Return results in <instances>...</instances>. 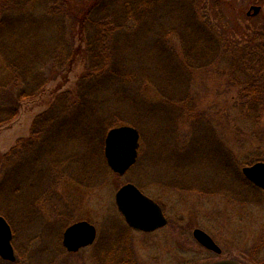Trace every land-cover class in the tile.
Listing matches in <instances>:
<instances>
[{"label": "rangeland", "instance_id": "obj_1", "mask_svg": "<svg viewBox=\"0 0 264 264\" xmlns=\"http://www.w3.org/2000/svg\"><path fill=\"white\" fill-rule=\"evenodd\" d=\"M90 1L67 0L64 7L61 0L62 14L47 9L45 0H30L26 7L27 12L45 13L47 19L37 32L50 41L48 58L68 55V48L62 49L63 32L70 35L75 58L71 65L68 61L65 65L63 58L53 61L44 70L48 78L45 87L18 101L15 118L0 125V182L3 155L18 139L30 136L37 115L46 111L60 93L75 91L85 80L89 64L86 44L80 28L74 35L67 33L63 21L72 24L80 6ZM151 1L141 20V0L108 3L109 10L120 15L130 9L129 22L115 21L114 44L123 74L112 82L99 78L96 84L97 97L105 101L103 158L106 161L104 146L109 129L105 128L115 121L116 126L129 124L140 130L136 164L124 175L108 166L111 173L101 170L95 183L80 184L70 173L61 176L59 163L52 161L50 166L43 158L35 170L46 169L39 172L31 167V172L27 171L34 190L28 188L29 181L26 187L21 185L26 189L17 202L13 193L0 194V215L12 226L18 259L0 258L1 264H98L97 250L105 239L107 245L109 242L102 253L105 264L116 242L122 251L125 240L134 252V264H199L222 258L264 264V189L242 172L245 165L264 158V113L244 102L240 82L234 78L238 65L221 38L224 35L243 42L239 29L252 33L254 25L264 23V10L247 14L252 5H263L264 0ZM8 7L12 17L25 15L22 4ZM11 29V37L21 41L22 31L28 34L34 30L28 23L15 24ZM199 40V49L204 51L212 44L213 54L208 56L211 63L207 65L197 62L195 53L190 52V46ZM184 60L195 64L188 65ZM6 67L0 49V69ZM262 86L264 89V82ZM79 139L70 138L64 145L75 159L83 160L84 154L90 157L92 153L90 164L96 165L101 159L97 158V143ZM70 154L64 155L69 164L63 167L75 169L83 162H71ZM56 156L53 158L58 159ZM127 182L137 184L163 207L169 219L166 226L144 232L127 224L115 200L116 191ZM79 220L95 224L97 238L94 244L71 252L63 245V233ZM196 228L208 232L222 252L201 244L194 236ZM113 239L115 244L110 241Z\"/></svg>", "mask_w": 264, "mask_h": 264}, {"label": "trees", "instance_id": "obj_2", "mask_svg": "<svg viewBox=\"0 0 264 264\" xmlns=\"http://www.w3.org/2000/svg\"><path fill=\"white\" fill-rule=\"evenodd\" d=\"M24 1L25 3H22L21 0H4L1 8L0 49L3 51L7 67L5 70L0 69V125L15 118L18 111V101L38 94L45 87L48 78L44 70L53 61L57 62L63 58V55L48 58L47 49L50 41H45V37L37 32L38 28L41 27V23H43L42 21L47 19L44 16L45 13L27 12L26 7L30 5V0ZM45 1H47L45 2L47 9L51 7L53 10L61 11V14V6L65 7L67 2V0H62L63 4L60 6L61 0ZM110 1L114 2L115 0L84 2L72 24H69L66 20L63 21L67 24L65 27L67 33L73 34L80 28L79 32L82 35L83 43L86 44L87 48L84 49V52L88 54L89 64L87 72L83 76L85 80L79 82L75 91L60 93L46 111L37 115L32 124L30 136L18 139L17 143L3 155L2 161L5 163H2L4 173L0 182V194L4 192L13 193L15 202L19 201V194L25 191L28 181L31 182V175L29 174L27 177V171L31 172V167H33V171L39 172L46 169L45 167L44 169L35 170L37 163L43 158L49 160L50 166L52 161L59 163L60 168H62L60 171L61 176L65 177L72 174L75 177L72 179L80 184L95 183V178L101 170L104 171V174L111 173L107 162L103 158L101 145L102 127L105 124L102 108L105 101L97 97L96 93L99 90L96 84L99 78H105V80L112 82L117 77L122 76V61L116 53L114 44L116 39L114 32L117 31L115 21L126 19L129 22L131 15L129 8L127 9L128 13L125 10L121 12L123 15L118 14V11H110L108 8ZM141 2L143 8L139 10L138 18L140 20L148 6V2L152 1L141 0ZM13 3L24 5L22 9L25 15H14L12 17L13 12H9L10 7L8 6ZM125 13L126 15H124ZM59 20V23H61V19ZM23 23H28L35 31H29L28 34L22 31L20 36L24 39L23 41L16 37L12 38L10 34L11 26L14 29L15 24L20 26ZM121 26L125 28V26ZM254 26L252 33H245L244 30L239 29V35L243 36V40L245 39L243 42H239L237 38H229L224 35L221 38L223 37L222 39L225 42L226 51L230 53L232 60L238 65L237 72L235 73L233 69L232 72H234V78L238 84L240 82L239 91L245 99L244 102L248 104V107L257 108L258 113H264V111H260V108H264V89L262 86L264 82V23L261 26H258V24ZM62 37V49L66 50L68 48V55L63 59H65V65L67 61L71 65L75 58L73 44L69 40L70 35L63 32ZM192 38L195 39L196 36ZM200 42L201 40L193 43L190 46V52L195 53L198 59L197 62L207 65L211 63L208 56L213 54L212 44L211 49L208 48L207 51H204L199 49ZM77 52L79 53L78 49ZM216 58L217 55L214 59ZM184 62L188 65H191L192 62L195 64L193 60H184ZM61 70L62 68L59 72ZM242 76L247 79H242ZM114 126H116L115 121L108 126L106 125L105 130ZM99 129H101L100 132H98ZM70 138H80L79 140L83 143L85 138L89 142L97 143L99 148L96 151L97 158H101L98 161L99 164L96 162V165L90 164L92 153H90V157L84 154L86 156L83 160H80V157L78 159H75V156L72 157L73 155L69 153L64 145ZM58 144H61L63 148ZM82 149L85 150V148ZM66 154H70V157H72L71 162L74 160L73 163L77 162L78 164L79 161L83 163L75 169L72 166L66 169L63 167L65 164H69L67 157L64 156ZM53 156L58 157V159L61 158V160L54 159ZM257 160H264V158ZM26 165L27 167H25ZM55 166L56 164L51 169H54ZM23 184H25L24 189L21 186ZM28 188L30 191L34 190V183L28 184ZM53 190L54 187L50 192H53ZM110 241L115 244L114 239ZM108 245L107 239L99 244L100 250L99 252L97 250L98 264H105L106 260L102 253ZM133 253L128 245V240H125V243L123 242L122 251L118 248L116 242V247L110 251V260L106 264H134L132 260ZM123 255H129V258H125L126 256Z\"/></svg>", "mask_w": 264, "mask_h": 264}, {"label": "water", "instance_id": "obj_3", "mask_svg": "<svg viewBox=\"0 0 264 264\" xmlns=\"http://www.w3.org/2000/svg\"><path fill=\"white\" fill-rule=\"evenodd\" d=\"M261 10H264V4H254L250 7L247 14H258ZM140 136L139 129L129 124L115 126L107 132L104 154L107 164L114 172L124 175L136 163ZM242 172L251 182L264 189V161L245 165L242 168ZM115 199L118 209L132 228L142 231H154L168 223L162 207L133 182L122 185L116 191ZM194 236L208 249L217 253L222 252V248L205 230L196 228ZM96 237V226L87 220H80L72 223L65 229L63 233V245L68 251L76 252L82 247L94 243ZM12 239V227L7 218L0 215V257L9 261L17 259ZM199 264L244 263L235 258H222Z\"/></svg>", "mask_w": 264, "mask_h": 264}, {"label": "flooded vegetation", "instance_id": "obj_4", "mask_svg": "<svg viewBox=\"0 0 264 264\" xmlns=\"http://www.w3.org/2000/svg\"><path fill=\"white\" fill-rule=\"evenodd\" d=\"M162 209H163V207H162ZM163 211H164V209H163ZM164 214H165V216L167 217V215H166V213L164 212ZM167 219H168V217H167ZM168 222H169V219H168ZM94 244V243H93Z\"/></svg>", "mask_w": 264, "mask_h": 264}]
</instances>
